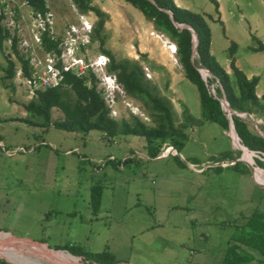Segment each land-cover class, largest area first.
<instances>
[{
  "label": "rangeland",
  "instance_id": "1",
  "mask_svg": "<svg viewBox=\"0 0 264 264\" xmlns=\"http://www.w3.org/2000/svg\"><path fill=\"white\" fill-rule=\"evenodd\" d=\"M25 1L0 0V25L9 36L0 48V233L51 249L107 251L120 264H221L232 222H241L256 208L264 211V185L253 179L264 183V169L254 166L255 159L264 162V157L248 151L250 164L241 150L239 157L255 167L253 177L227 167L231 164L227 156L239 151L232 132L231 139L217 124L201 120L197 88L184 77L175 45L124 0H91V6L106 15L101 32L104 48L117 60L137 62L148 86L171 105L174 124L187 135L180 152L174 154L164 145L156 157L165 155L164 159H150L144 139L136 136L107 139L98 131L78 134L26 123L39 122L23 108L35 92H29L11 40L16 38L19 55L28 60L29 76L32 59L41 60L46 52L35 48L30 32L40 12ZM175 2L205 16L211 31L210 52L228 73V48L236 44L235 66L247 77H258L256 95L264 96V52L250 49L257 46L252 36L264 45V0H218L222 24L214 21L218 15L210 0ZM45 3L47 11L40 14L50 15L49 36L60 38L69 25L80 24L81 15L93 28L97 21L92 12L80 13L71 0ZM99 54L94 41L82 55L92 62ZM8 60L15 74L3 85ZM101 75L98 71L95 77L103 97ZM215 86H209L212 95ZM184 108L191 117L188 124ZM108 109L116 121L132 122L135 116L155 125L142 103L123 90L116 92L115 104ZM60 118L62 113L53 108L51 121ZM247 122L264 135V111H255ZM95 186L101 193L98 208L91 199ZM27 264L51 263L40 259Z\"/></svg>",
  "mask_w": 264,
  "mask_h": 264
},
{
  "label": "trees",
  "instance_id": "2",
  "mask_svg": "<svg viewBox=\"0 0 264 264\" xmlns=\"http://www.w3.org/2000/svg\"><path fill=\"white\" fill-rule=\"evenodd\" d=\"M124 1L139 10L144 18L152 23L156 31L166 36L175 45L177 62L184 77L197 88L201 120L215 123L223 131H228L226 112L220 104V100L224 96L231 112L245 114L244 118L231 114L233 127L240 144L248 151L263 158L264 135L254 132L247 119L257 110L264 111V96L259 98L256 95L258 77L247 78L235 66L233 55L236 44L232 42L228 48L229 68L231 70V73H228L210 52L211 31L205 16L177 6L174 0ZM210 1L214 5L215 14L218 15L214 21L222 24L219 20L217 2L215 0ZM71 2L80 13L92 12L97 17L91 41L97 42L100 53L108 58L107 73L115 76L126 96L142 103L150 116L153 117L155 125L148 126L135 116H132V122L124 119L114 120L110 116V111L103 97L97 90L98 81L90 71L86 77H76L65 72L60 86L36 91L35 98L23 105V108L29 117L39 122L33 123L30 120H25V122L42 127L51 125L55 129L78 134L98 131L107 139L121 135L136 136L144 139L146 154L150 159L156 158L164 145L180 152L187 135L183 127L174 124L171 105L148 86L144 72L137 62L117 60L109 50L104 48L105 39L101 32L106 21V15L91 6V0H71ZM28 3L36 12L44 14L47 11L45 0H28ZM165 11L171 14V18ZM208 17L211 19V16ZM174 23L189 26L195 33L197 45L192 58L193 38L190 30L179 28ZM8 37L7 31L0 25V48L2 42ZM251 39L256 42L257 46L250 47V49L254 52H264V45L254 36ZM42 44L46 50L57 51L56 42L52 41L46 33L42 35ZM11 50L21 65L22 74L28 77V60L19 55L15 37L11 40ZM197 69H202L200 71L207 75L205 82ZM209 73L211 77L208 78ZM14 74V64L8 60L2 77L3 85L5 80L13 79ZM212 84H216L213 88V95L209 92V86ZM53 108L62 113V118L51 121ZM183 117L185 124L191 121V117L185 108ZM240 154H242L240 150L235 151L234 154H229L227 156L229 162L240 158ZM254 166L264 169V162L255 159ZM227 167L238 172L244 171L249 175L248 168L241 162ZM221 168L217 167L216 169L221 170ZM100 197L99 187H93L91 190L93 206L98 208ZM261 197H264V192ZM231 225L233 231L227 240L221 264H264V211L256 208L241 222L235 221ZM55 249L65 250L73 256L81 257L84 261L96 264H120L107 251L89 253L73 246ZM0 264L9 263L0 259Z\"/></svg>",
  "mask_w": 264,
  "mask_h": 264
},
{
  "label": "built area",
  "instance_id": "3",
  "mask_svg": "<svg viewBox=\"0 0 264 264\" xmlns=\"http://www.w3.org/2000/svg\"><path fill=\"white\" fill-rule=\"evenodd\" d=\"M29 6L28 0L25 1ZM30 8V6H29ZM45 14V13H44ZM50 15L42 16L38 13L32 21L34 24L31 29V36L34 34L35 48L45 50L44 58L41 60L32 59L30 64V76L25 78L29 92L34 93L38 90H45L58 87L63 80V73L68 72L76 77L86 76L88 72L97 75L98 71L102 73L100 78V91L103 92V98L108 108L115 104L116 92L122 93L115 76L108 74V58L99 54L92 62L84 59L83 53L87 51L91 41L93 26L87 21L84 15H81L78 26L69 25L62 33L60 38L49 36L52 23L49 20ZM12 19L10 25H13ZM48 32V33H47ZM36 33V34H35ZM40 33H47L48 37L56 42L57 51L46 50L42 45ZM41 34V35H42Z\"/></svg>",
  "mask_w": 264,
  "mask_h": 264
},
{
  "label": "water",
  "instance_id": "4",
  "mask_svg": "<svg viewBox=\"0 0 264 264\" xmlns=\"http://www.w3.org/2000/svg\"><path fill=\"white\" fill-rule=\"evenodd\" d=\"M165 12L171 18V14L169 12H167V11H165ZM174 25L179 27V28H187L188 30H190V32L192 34V38H193L192 56H191V58H192L194 56V54H195V49H196V45H197V39H196L195 33L193 32V30L190 29L189 26L182 25V24L178 25L176 23H174ZM197 70H198L202 80L205 82L206 79L203 78V76L201 75V71H200L202 69H197ZM209 77H211L210 73H209ZM220 104H221L222 109L226 112V117H227V120H228V132L230 133V129L232 128V130L235 133V130H234V127H233V123H232V120H231V114H235L237 116H239L240 114L230 111V108H229L224 96L220 100ZM224 105L226 106V108H225ZM235 135H236V133H235ZM243 148L246 149L245 147H243ZM171 149L174 151V154H178L175 149H173L172 147H171ZM164 156L165 155H162V156H160V157H158L156 159H162V158H164ZM237 162L243 163L248 168L249 172L252 173L251 167L248 164H246L241 158H238V159L234 160L229 165H233V164H235ZM186 165H188L190 168H192V166L190 164L186 163ZM217 166H221V165L217 164ZM30 243H34V244H38V245L44 246L43 248L45 249L46 252H49V254L53 255V254H56V253H59V252H64V253L68 254L70 257L77 259L79 264H87L86 261L85 262L81 261L79 257L73 256V255H71L70 253H68L65 250L51 249L48 246L40 244L38 242H34V241L26 240V239H21V238H16V237L11 236V235L6 234V233H0V259L6 261L9 264H16V263H14V262H12V261H10L8 259V255L12 254V252L10 250H14V251L18 250L19 253L26 254V252H28V246H30L28 244H30Z\"/></svg>",
  "mask_w": 264,
  "mask_h": 264
},
{
  "label": "bare ground",
  "instance_id": "5",
  "mask_svg": "<svg viewBox=\"0 0 264 264\" xmlns=\"http://www.w3.org/2000/svg\"><path fill=\"white\" fill-rule=\"evenodd\" d=\"M201 75L203 76V78H207V75L205 73H203L201 71ZM225 106V105H224ZM226 108V106H225ZM231 132H232V136L234 139L235 144L240 148H238V150H242L244 151V159L247 160V162H249L250 164H252L251 162V158L252 155H250L248 153V150L244 149L243 146L240 144L239 139L237 138V136L235 135L234 131L232 130V128L230 129V137L232 139L231 136ZM250 152V151H249ZM252 153V152H251ZM254 154V152H253ZM242 159V158H241ZM243 160V159H242ZM244 161V160H243ZM247 164V163H246ZM251 167V170L253 171L254 168ZM260 172V171H259ZM252 177L253 174L251 173ZM262 176V175H261ZM257 178V177H256ZM253 179L260 185H264V183H261L259 181H257L254 177ZM30 246H28V252H26V254H22L19 253L18 250H10L12 252L11 255H8V259L16 264H27V263H33V262H37V260L39 261L40 259H43L47 262H50L51 264H79L76 260H74L72 257H70L68 254L64 253V252H59L56 254H49V252H46L45 249L38 245V244H34V243H30L28 244ZM6 255V254H5ZM33 255L35 257V259H31L30 256Z\"/></svg>",
  "mask_w": 264,
  "mask_h": 264
},
{
  "label": "crops",
  "instance_id": "6",
  "mask_svg": "<svg viewBox=\"0 0 264 264\" xmlns=\"http://www.w3.org/2000/svg\"><path fill=\"white\" fill-rule=\"evenodd\" d=\"M176 0H174V2H175ZM216 2H217V4H218V13L220 12V7H219V3H218V0H215ZM175 4H176V2H175ZM177 5V4H176ZM178 6V5H177ZM220 14V13H219ZM209 16V15H208ZM219 20L221 21V19H220V16H219ZM221 23H222V21H221ZM176 48V47H175ZM247 78H250V77H247ZM162 159H164V158H162ZM191 166H192V170H194L193 169V165L192 164H190Z\"/></svg>",
  "mask_w": 264,
  "mask_h": 264
},
{
  "label": "clouds",
  "instance_id": "7",
  "mask_svg": "<svg viewBox=\"0 0 264 264\" xmlns=\"http://www.w3.org/2000/svg\"><path fill=\"white\" fill-rule=\"evenodd\" d=\"M174 52L176 53V48H175V51Z\"/></svg>",
  "mask_w": 264,
  "mask_h": 264
}]
</instances>
